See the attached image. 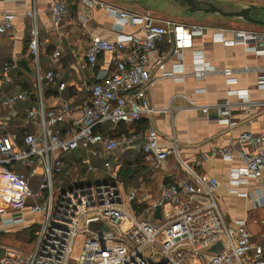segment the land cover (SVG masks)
Segmentation results:
<instances>
[{
    "label": "crops",
    "instance_id": "0c3cea01",
    "mask_svg": "<svg viewBox=\"0 0 264 264\" xmlns=\"http://www.w3.org/2000/svg\"><path fill=\"white\" fill-rule=\"evenodd\" d=\"M52 1L0 0V18L4 13L16 15L12 31L0 34V135L15 134L21 140L28 133L38 132L41 118L30 119V110H58L64 104L74 107L88 101V86L100 75L98 69L92 68L86 60L90 39L98 36L114 42L121 33L143 37L141 25L121 21L112 11L139 16L149 11L158 21H173L184 27H201L204 33L193 37L191 46L182 45L180 50L175 51L167 38L161 42L159 53L153 58V63L159 61L161 65L152 71L156 80L148 90L147 97L153 107L167 109L165 112L145 117L136 124L115 125L105 122L96 128L102 135L117 139L134 132L144 135L145 129L152 127L160 136V148L176 145L178 156L173 154L165 164L153 167L143 152L145 138L142 137L119 147L111 155L92 156L78 149L66 156L65 170L71 179L81 177L82 183L95 184L105 180L107 176L103 170L87 173L84 160L98 167L104 162H110L122 182L119 187L122 196L126 197L132 190L138 194L136 200L125 202L124 208L128 215L137 221L146 220L160 226L164 210L171 208L158 206L160 216L157 217V207L153 209L151 206L160 199L162 187L184 182L195 185L194 178L183 169L179 161L181 159L197 175L218 181L216 198L227 225L234 228L237 221H244L252 242L264 246V172L261 179L251 178L246 183H233L231 176L232 172L244 169L240 150H251L249 145L239 143L240 136L259 135L264 129V89L258 88L259 79L264 77V55L248 51L241 45L225 46L215 42L212 37L218 31H225L226 36L231 38L234 32L264 33V30L240 28L238 26L247 21L238 18L212 13H188L185 5L178 0H91L90 4L86 0H70L68 17L56 24L50 16ZM210 2L216 6L222 3ZM229 2L237 3V7L232 8L235 10L240 11L253 5L259 7L258 13L264 12V5L256 1ZM161 4L168 7H161ZM160 8L164 9V13L167 10L175 15L183 13L190 19L184 23L178 22L171 17L172 14L162 16ZM28 11H35L36 17H27ZM82 16L88 21L83 22ZM35 25L39 40L37 57L32 55L29 48ZM261 27L264 28L259 26ZM56 51L60 52V59L54 66L51 58ZM196 51H201L205 63L215 70L201 79L192 75L197 63L194 58ZM175 65H180L176 78L163 77L172 72ZM6 66L9 67L7 71ZM224 69L234 71L233 81L223 75L221 71ZM50 71L56 74V82L52 84L45 79ZM60 84L65 85L62 90ZM18 94H25L26 99L17 101L13 108L3 104L6 97ZM246 94L248 98L245 97ZM227 100L232 103V119L237 122L232 128L221 123V111ZM204 107H207V112L203 111ZM54 128L63 135L72 130L71 124L66 122ZM223 147L233 148L234 156L231 160L217 153ZM7 172L30 174V168L15 163L0 169V212L5 211L8 215L21 219L4 227L0 217V260L4 255V247L31 253L35 247L28 249L30 237L34 239L42 221L41 215H33L29 211L32 200L24 198L23 188L14 183ZM67 173H64V177H67ZM95 175H100V178ZM40 180L41 176L31 178L33 190L38 188ZM181 198L187 200L183 193ZM256 198L257 201H254ZM20 204H23V211L18 209ZM175 213L176 210L173 209L172 214ZM94 226L93 229L100 228V225ZM129 227L128 223L123 225L124 229ZM101 228L108 230L107 227ZM24 240L28 242L26 245ZM80 242L81 237L75 249H80ZM222 248L223 244L220 243L214 250ZM78 255L74 251V257Z\"/></svg>",
    "mask_w": 264,
    "mask_h": 264
},
{
    "label": "built area",
    "instance_id": "2783aa9c",
    "mask_svg": "<svg viewBox=\"0 0 264 264\" xmlns=\"http://www.w3.org/2000/svg\"><path fill=\"white\" fill-rule=\"evenodd\" d=\"M69 2L52 1L50 16L54 23L60 24L68 17ZM86 2L90 4L91 0ZM112 12L121 21L141 25L143 37L121 33L114 42L98 36L90 39L86 60L92 68L98 69L100 75L88 86V101L74 107L64 104L58 110H30V119L41 118L38 132L28 133L21 140L15 134L0 135V169L15 163L30 168V174L7 172V175L23 188L24 198L32 200L29 211L42 216L40 228L34 234V250L26 254L13 247H4L0 264H264V246L252 242L245 222L237 221L234 228L227 225L216 198L218 181L197 175L179 158L183 169L194 178L195 185L184 182L162 187L160 199L151 205L153 209L171 207L164 210L165 219L160 226L146 220L137 221L128 215L125 202L136 200L138 194L132 190L126 197L122 196L119 189L122 182L110 162L98 167L84 160L87 173L103 170L107 176L95 184L82 183L81 177H69L65 158L78 149L92 156L111 155L119 147L144 137L143 152L153 167L165 164L173 154L178 156L176 145L160 148V136L152 127H147L144 135L134 132L117 139L102 135L96 128L105 122L136 124L145 117L165 112L167 109L153 107L147 97L156 80L152 71L161 65L159 61L153 63L154 56L159 53V45L168 38L174 50L178 51L182 45L191 46L192 38L202 35L204 30L197 26L184 27L173 21H158L149 11L141 16ZM27 17L35 18L36 12L28 11ZM15 18L13 13H4L0 18L1 35L12 31ZM81 18L83 22L88 21L85 16ZM31 36L29 48L37 57L39 40L36 25ZM212 37L225 46L241 45L248 51L264 55L262 32H234L228 38L225 31H218ZM194 54L197 62L192 74L194 77L201 79L209 72H215L205 63L201 51ZM59 59L60 52L56 51L51 58L54 66ZM173 68L163 77L176 78L180 65ZM8 69L6 66L5 70ZM221 72L229 81L234 80L232 69ZM45 79L50 84L55 83V72H48ZM64 87L60 84L61 90ZM258 88L264 89V77L259 79ZM25 99V94H18L6 97L3 104L13 108L17 101ZM203 111L207 112V107ZM221 115V123L230 128L237 125L232 119L229 100L223 105ZM65 122L71 124L72 130L63 135L54 127ZM239 143L249 145L251 150H240L245 166L232 172L233 183L261 179L264 172V129L259 135H241ZM217 153L229 160L234 156L232 147L220 148ZM34 176H41L36 190L31 188ZM182 193L186 195V201L181 198ZM253 200L257 201V198ZM18 209L23 211V204ZM173 209L175 214H172ZM0 217L4 227L21 221L5 211L0 212ZM125 223L130 225L128 229L123 228ZM93 224L100 225V228H91ZM79 237L80 253L74 257ZM220 243L223 248L214 250Z\"/></svg>",
    "mask_w": 264,
    "mask_h": 264
},
{
    "label": "rangeland",
    "instance_id": "374dc122",
    "mask_svg": "<svg viewBox=\"0 0 264 264\" xmlns=\"http://www.w3.org/2000/svg\"><path fill=\"white\" fill-rule=\"evenodd\" d=\"M212 1H215V3L216 2H218V1H220V2H222V3H220V5H218V7L220 8V9H222L223 11H226V12H234V11H239V10H235V9H232V8H234V7H237L236 5H237V3L236 2H234L235 4H233V2H229V1H231V0H212ZM234 1H236V0H234ZM248 2H253V1H256V3H260V4H262V5H264V0H247ZM109 3H112V2H109ZM167 3V2H166ZM161 7H168L166 4L165 5H160ZM184 6V5H183ZM185 7V6H184ZM262 7V6H261ZM156 9V8H155ZM156 10H158V9H156ZM163 10L164 9H162V8H160V14H162V16H163V14L165 15V16H169V15H173V16H171V17H174V18H176L177 20H178V22H186V20H188V19H190V17H188V16H186V14H181V15H175L173 12H171V11H168L167 10V12L166 13H164L163 12ZM258 13V12H257ZM254 16H258V18H262V17H264V12L262 13V12H259L258 13V15H254ZM221 17V16H220ZM202 22H204V21H202ZM206 22V21H205ZM204 22V23H205ZM242 26H238V27H240V28H255V29H262V30H264V28H259V26H254L253 24H251V23H247V22H244V23H242L241 24ZM95 177L96 178H100V175H95ZM32 237H30V241L31 242H27V240L25 241L24 240V244L26 245V243H28V249H30V250H32L34 247H35V244H36V238L34 237V239L32 238ZM25 249H26V246H25ZM79 252H80V249L77 247V249H75V255H78L79 254Z\"/></svg>",
    "mask_w": 264,
    "mask_h": 264
},
{
    "label": "water",
    "instance_id": "95a60500",
    "mask_svg": "<svg viewBox=\"0 0 264 264\" xmlns=\"http://www.w3.org/2000/svg\"><path fill=\"white\" fill-rule=\"evenodd\" d=\"M184 1L187 2L189 7H193L194 5H196L198 3L197 0H184ZM206 4L208 6V8L206 10H204L206 13L218 14V15H221V16L227 17V18H238V19L247 21L249 23L264 27V20L255 18L251 15L252 11L257 10L259 8L257 6L251 5V6H248L246 8L241 9L240 11L226 12V11H223L222 9H220L218 6L211 3L210 0H207ZM189 12L194 13L195 11L193 9H189ZM156 216L157 217L160 216V207H157ZM92 228H95L94 224L92 225Z\"/></svg>",
    "mask_w": 264,
    "mask_h": 264
},
{
    "label": "flooded vegetation",
    "instance_id": "af4514ba",
    "mask_svg": "<svg viewBox=\"0 0 264 264\" xmlns=\"http://www.w3.org/2000/svg\"><path fill=\"white\" fill-rule=\"evenodd\" d=\"M178 1L182 2L185 5V10L188 13H189V9H193L195 11L194 14H205L206 12L204 10H206L208 8L206 1L200 3L201 1L197 0L198 3L196 5H194L193 7H189L187 2L184 0H178ZM256 12H257V10H254L251 12L252 16L255 18H257L256 16H254V15H257Z\"/></svg>",
    "mask_w": 264,
    "mask_h": 264
}]
</instances>
